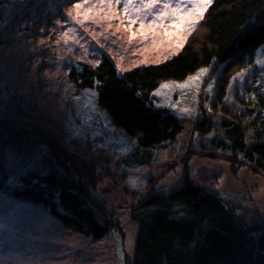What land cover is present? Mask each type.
Wrapping results in <instances>:
<instances>
[{
    "label": "rangeland",
    "instance_id": "obj_1",
    "mask_svg": "<svg viewBox=\"0 0 264 264\" xmlns=\"http://www.w3.org/2000/svg\"><path fill=\"white\" fill-rule=\"evenodd\" d=\"M209 6L204 0H0V144L23 138L21 148L29 150L0 145L1 175L17 184L35 166V154L76 181L111 229L95 239L42 203L0 192V264H135L149 212L142 200L152 190L171 195L187 181L215 189L240 226L264 228L263 172L240 150L218 143L228 139L237 114L246 136L253 133L248 126L258 112L254 93L264 80V47L254 56L255 67L237 65L226 79L214 61L149 93L155 106L188 120L172 147L154 152L143 166L134 160L139 145L112 124L97 91L80 88L71 76L105 55L120 70L170 59L190 38H205ZM218 83L227 87L223 94ZM19 107L52 124L24 128Z\"/></svg>",
    "mask_w": 264,
    "mask_h": 264
},
{
    "label": "trees",
    "instance_id": "obj_2",
    "mask_svg": "<svg viewBox=\"0 0 264 264\" xmlns=\"http://www.w3.org/2000/svg\"><path fill=\"white\" fill-rule=\"evenodd\" d=\"M202 25L205 38L195 43L190 38L182 51L166 61L120 70L105 55L98 65H83L71 74L80 88L97 91L99 104L109 113L112 124L137 142L139 149L133 154L134 160L138 158L140 163L136 160L135 164H150L154 152L170 149L184 130L183 122L188 120L181 119L165 106L154 105L149 93L162 81L184 80L214 61L218 62L217 67L222 68V73H226L221 76L223 79L237 65L255 67L254 56L264 47V0H212ZM197 47H200L199 52L195 50ZM261 82V88L254 93L258 112L248 126L253 133L246 136L241 116L233 113L238 117L228 124V139L218 143L225 149L240 150L249 164L264 174V80ZM225 86L218 85L220 93L227 91ZM224 101L222 106L226 107ZM25 111L19 107L16 114L27 118L21 122L24 128L27 125L39 128L44 124V116L40 118L34 111ZM204 122L202 119L200 125ZM3 126L14 127L6 122ZM32 144L35 145L34 142L29 145ZM0 145L7 150L29 151L21 148L23 138L17 140L15 137L10 144L3 141ZM34 156L35 166L30 167L17 184L10 185L0 171V192L44 204L51 215L77 232L95 239L106 236L111 231L110 225L94 214L76 181L57 166L47 167L36 161L40 157ZM0 167L1 170V164ZM144 198V207L149 212L142 225L145 232L143 237L140 236L135 264H206L215 261L264 264V228L252 231L240 226L229 202L224 201L215 189L208 190L187 181L171 195L152 190Z\"/></svg>",
    "mask_w": 264,
    "mask_h": 264
},
{
    "label": "snow or ice",
    "instance_id": "obj_3",
    "mask_svg": "<svg viewBox=\"0 0 264 264\" xmlns=\"http://www.w3.org/2000/svg\"><path fill=\"white\" fill-rule=\"evenodd\" d=\"M204 3H206V4H210L211 3V0H204ZM152 5L151 4H149V7H151ZM166 7H167V5H165Z\"/></svg>",
    "mask_w": 264,
    "mask_h": 264
},
{
    "label": "water",
    "instance_id": "obj_4",
    "mask_svg": "<svg viewBox=\"0 0 264 264\" xmlns=\"http://www.w3.org/2000/svg\"><path fill=\"white\" fill-rule=\"evenodd\" d=\"M206 264H222V263H220L218 261H215V262H209V263H206Z\"/></svg>",
    "mask_w": 264,
    "mask_h": 264
},
{
    "label": "bare ground",
    "instance_id": "obj_5",
    "mask_svg": "<svg viewBox=\"0 0 264 264\" xmlns=\"http://www.w3.org/2000/svg\"><path fill=\"white\" fill-rule=\"evenodd\" d=\"M20 38H21L20 36H17V37H16V39H20ZM184 46H185V44H184ZM184 46H183V47H184ZM182 49H183V48H182ZM182 49H181L180 51H182ZM180 51H179V52H180ZM179 52H178V53H179ZM178 53H177V54H178ZM153 64H157V63H153Z\"/></svg>",
    "mask_w": 264,
    "mask_h": 264
}]
</instances>
